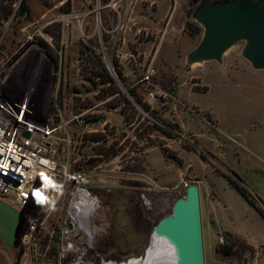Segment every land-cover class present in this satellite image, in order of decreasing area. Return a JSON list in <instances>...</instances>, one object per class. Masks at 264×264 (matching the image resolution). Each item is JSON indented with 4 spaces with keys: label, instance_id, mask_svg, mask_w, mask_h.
I'll return each instance as SVG.
<instances>
[{
    "label": "rangeland",
    "instance_id": "374dc122",
    "mask_svg": "<svg viewBox=\"0 0 264 264\" xmlns=\"http://www.w3.org/2000/svg\"><path fill=\"white\" fill-rule=\"evenodd\" d=\"M201 1L29 0L28 15L3 19L9 3L0 0L4 96H30L41 119L60 124L52 147L55 181L62 185L47 195L54 208L30 203L29 213H41L31 238L24 236L25 219L13 251L0 237V264L140 258L151 247L154 227L185 195L183 181L200 186L206 264H264V217L216 170H233L264 200V69L243 55L246 40L227 49L221 62L188 64L205 32L194 16ZM12 2L16 12L20 0ZM160 117L179 126L177 137L159 129L167 128ZM214 137L220 152L209 148ZM179 142L200 148L193 151L200 161L194 169L183 166ZM75 170L87 172L97 199L91 226L105 229L93 230L92 241L74 231V248L63 250L72 189L66 174ZM213 200L218 221L247 239L251 252L239 243L231 256L216 252L219 233L224 244L227 231L211 215L209 235Z\"/></svg>",
    "mask_w": 264,
    "mask_h": 264
},
{
    "label": "water",
    "instance_id": "95a60500",
    "mask_svg": "<svg viewBox=\"0 0 264 264\" xmlns=\"http://www.w3.org/2000/svg\"><path fill=\"white\" fill-rule=\"evenodd\" d=\"M194 16L205 32L200 43L188 54V64L204 60L221 62L227 49L239 40H246L243 55L254 68L264 69V0H228L220 4L202 0ZM23 220L24 209L0 199V237L10 251L14 250ZM86 226L85 233L92 241L91 223ZM156 238L170 249V258L157 256L152 264H205L198 184L187 185L185 195L173 204L172 213L154 227L152 247Z\"/></svg>",
    "mask_w": 264,
    "mask_h": 264
},
{
    "label": "built area",
    "instance_id": "2783aa9c",
    "mask_svg": "<svg viewBox=\"0 0 264 264\" xmlns=\"http://www.w3.org/2000/svg\"><path fill=\"white\" fill-rule=\"evenodd\" d=\"M151 73L147 72L143 78L149 81ZM0 199L11 205L24 209L25 226L24 236L31 238L35 228L40 223L41 213H29L28 208L34 198V191L41 190L47 196L51 189L44 190L41 173L54 181L57 177V162L54 158L53 139L60 128L59 125L49 123L40 118L38 110L30 96H4V78L0 82ZM154 93H151L153 96ZM78 118V116H77ZM73 118L70 119L72 121ZM82 121H85L82 118ZM26 133L29 136H26ZM71 183V198L68 206L70 226L63 232L61 248H74L75 241L72 232L83 230L73 221L80 218L79 207L86 208L90 201L93 205L90 215L96 210V197L89 188V178L85 170L70 171L66 174ZM189 185L187 181L182 186ZM86 196V199H84ZM95 199V200H93ZM75 218V219H74ZM220 242L225 237L219 233Z\"/></svg>",
    "mask_w": 264,
    "mask_h": 264
},
{
    "label": "trees",
    "instance_id": "16d2710c",
    "mask_svg": "<svg viewBox=\"0 0 264 264\" xmlns=\"http://www.w3.org/2000/svg\"><path fill=\"white\" fill-rule=\"evenodd\" d=\"M7 1L9 4L5 6V12L4 15L1 18H10L14 13L16 17H20L23 15H28L30 12L29 7V0H20L19 8L16 12H14V6L12 0H4V2ZM196 30L198 31L199 28L196 26ZM117 74L118 76L123 79V72L117 67ZM107 77L110 79L112 83H114V77L107 72ZM130 92L133 96H135L136 91L135 89L131 88ZM129 103V100H127ZM160 119L162 122H164L167 126V128H161L159 126V129H161L162 132H164L169 137H177V134H174L173 130H177L179 126L177 124H174L168 120H164L161 117L157 118ZM157 125V124H155ZM184 146L192 151H198L200 150L197 146H192L189 144H184ZM164 152L166 149L161 148ZM167 157V155H165ZM201 157L206 159V155L204 153H201ZM218 172H220L229 182V184L234 187L263 217H264V200L261 198L259 194H257L250 186L233 170L228 171H221L216 169ZM227 234V242L222 244H218L216 246V252L218 254H221L223 256H231L236 252V248L238 246V243L241 244L242 251H252L254 247L243 237L237 236L233 233L226 232Z\"/></svg>",
    "mask_w": 264,
    "mask_h": 264
},
{
    "label": "bare ground",
    "instance_id": "6f19581e",
    "mask_svg": "<svg viewBox=\"0 0 264 264\" xmlns=\"http://www.w3.org/2000/svg\"><path fill=\"white\" fill-rule=\"evenodd\" d=\"M84 199H86V196H84ZM93 200H95V199H93ZM92 205H93V201H90L86 208L78 206L79 213H81L79 215L80 218L79 219L76 218V220H74L73 222L76 223L83 230L84 229L86 230V227H87L86 225L87 224L85 225L84 222H82V221H85V219L86 220H88V219L90 220V217H89L88 214L91 211ZM85 223H86V221H85ZM88 223H89V221H88ZM104 229H105V224H102L101 226H94V227L91 226V230L92 231L94 230V232H98V231L104 230ZM162 255H166V256L169 257L170 249L165 247L164 242L161 239L156 238L154 246L153 247L151 246L146 251V256L145 257L144 256H142V257L139 256L140 258H132L130 260L128 259V261L126 260L125 262H122L120 264H152V260L155 257L162 256ZM105 264H119V263H116V262H113V261H109V262H107ZM205 264H206V262H205Z\"/></svg>",
    "mask_w": 264,
    "mask_h": 264
},
{
    "label": "crops",
    "instance_id": "0c3cea01",
    "mask_svg": "<svg viewBox=\"0 0 264 264\" xmlns=\"http://www.w3.org/2000/svg\"><path fill=\"white\" fill-rule=\"evenodd\" d=\"M214 140L216 141H213L214 142V144L212 145V141H209V148L210 149H213V151H216V147L218 148V150L217 151H221L220 149H222L223 150V148H220V140L218 139H216L215 137H214ZM176 153L184 160V163H183V166H185L187 169H189L190 167H193V169L195 168L194 166H195V162H197V164L200 162L199 161V158H198V156L196 155V154H194L193 153V151H191V150H188V149H186L185 147H183V145L181 144V142H179L178 143V147H176ZM192 153L195 155V157L192 155ZM223 159V158H222ZM196 160V161H195ZM196 164V165H197ZM211 170V169H210ZM209 173H212V174H214V175H220V173H216V172H214L213 170L212 171H210ZM207 176V174L205 175L204 174V177H206ZM227 180V179H226ZM227 183L229 184V182H228V180H227ZM230 185V184H229ZM231 186V185H230ZM232 187V186H231ZM232 188H234V187H232ZM215 200V199H214ZM214 200L212 201V207L208 210L209 211V225H210V227H209V230H210V232H209V235H210V237L212 236V232H213V230H214V226H213V220H212V218H213V216H211V215H214V219H215V221H216V226L217 227H219L220 229L221 228H223V229H225L227 232H230V233H233V234H235V235H237V236H240V237H242V235H240L238 232H235V231H233V230H230L229 228H227V227H225L223 224H221L219 221H218V217H216L217 215H216V213H215V210H214V208H213V205H214ZM223 207H226V205H224ZM244 238V237H243ZM247 240V239H246ZM214 250H215V248H214Z\"/></svg>",
    "mask_w": 264,
    "mask_h": 264
},
{
    "label": "clouds",
    "instance_id": "9594fccd",
    "mask_svg": "<svg viewBox=\"0 0 264 264\" xmlns=\"http://www.w3.org/2000/svg\"><path fill=\"white\" fill-rule=\"evenodd\" d=\"M41 179L43 181L42 187L44 190L52 189L55 190L57 193L60 192L62 185L57 184L56 181L48 177L47 175L41 173ZM35 203L37 205H45L50 204L53 208L55 207V200H49V198L44 194L41 190H35L34 193Z\"/></svg>",
    "mask_w": 264,
    "mask_h": 264
},
{
    "label": "flooded vegetation",
    "instance_id": "af4514ba",
    "mask_svg": "<svg viewBox=\"0 0 264 264\" xmlns=\"http://www.w3.org/2000/svg\"><path fill=\"white\" fill-rule=\"evenodd\" d=\"M85 221H86V223H85ZM85 221H82V222H84L85 225L88 224V221L90 222L89 219H88V220L85 219ZM84 230H85V229H84Z\"/></svg>",
    "mask_w": 264,
    "mask_h": 264
}]
</instances>
